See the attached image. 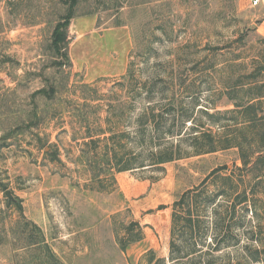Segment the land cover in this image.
<instances>
[{
    "label": "rangeland",
    "instance_id": "1",
    "mask_svg": "<svg viewBox=\"0 0 264 264\" xmlns=\"http://www.w3.org/2000/svg\"><path fill=\"white\" fill-rule=\"evenodd\" d=\"M241 3L0 0V264H147L145 253L138 256L147 247L167 258L170 205L220 165L228 169L207 181L209 189L225 176L254 194L236 231L237 246L212 229L213 243L231 245L215 255L229 264H264V152L249 153L242 166L235 148L197 155L191 146L192 135L218 131L202 107L208 113L235 109L244 95L233 86L252 81L246 76L264 62V40L252 29L258 13ZM121 26L130 39L125 73L90 80L84 62L75 58V43ZM57 28L66 31L58 48ZM263 78L264 72L257 79ZM227 85L234 100L225 95ZM173 94L183 115L175 123L191 114L194 123L205 125L167 136L162 131L176 111L164 112L150 133L152 142L140 146L138 115L146 107L167 108ZM111 131L129 134L123 142L131 166L155 160L154 144L175 159L117 172L102 161ZM34 133L42 136L39 148L30 142ZM91 139L99 142L95 152ZM16 153L24 159L11 162ZM94 162L101 184L92 174ZM37 195L42 212L34 222L29 217ZM132 222L139 223L143 238L122 249L123 227ZM201 246L197 239L205 252Z\"/></svg>",
    "mask_w": 264,
    "mask_h": 264
},
{
    "label": "trees",
    "instance_id": "2",
    "mask_svg": "<svg viewBox=\"0 0 264 264\" xmlns=\"http://www.w3.org/2000/svg\"><path fill=\"white\" fill-rule=\"evenodd\" d=\"M58 28L55 37L58 41L57 48L58 44L64 42L66 38V31L61 32ZM254 71V73H249L246 76L252 78V81L243 83L240 80L233 86V89H240L244 95L235 102V109H233L235 111L226 109L223 112L208 113L207 107H202V112L211 118L213 124L218 125V131L215 134H212L211 131H202L199 134L192 135L191 146H193L195 154L235 148L238 151L242 166H246L249 153L264 152V78L257 79L264 72V62L259 64ZM225 87L227 98L234 100L235 91L232 89V92H230L228 85ZM174 96V94L171 95L167 108L156 111V106L146 107L138 115L135 134L138 137L140 146L152 142L153 138L150 133L159 128V118L163 116L164 112L165 114H171L168 112L176 111L178 108L182 109V105L179 101V103H176ZM234 112L237 117H231ZM180 116L183 115L177 111L174 112L173 121L162 133L164 132L167 136H181V134L186 133L187 129L193 130L205 125L204 123H194L191 114L184 117L182 124L178 125L175 122L177 119L181 120ZM220 116H223L225 121L221 122ZM188 122H190V127L187 126ZM128 136L129 134L124 131H111L102 148L104 155L102 161L110 163L117 172L160 165L175 159V154L172 151L160 149L158 144H154L157 145V150L152 152L151 156H155V160L149 164L141 163L137 166H131L127 164L130 160H128L129 153L126 152V145L123 142V139ZM91 142L90 144H92L95 152L99 142L95 139H91ZM259 158V161H262L264 156ZM98 164L94 162L91 170H93V177H98V182L101 184ZM227 169L226 165H220L212 169L198 185L185 189L172 202L169 218L168 256L167 258L156 257L155 251L150 249L144 254L147 264H229L230 261H224L221 255L215 254L231 245L221 246L219 241L229 237L231 240L234 239L232 246H237L240 243V237L236 231L244 226L243 220L249 203L248 196L254 193L252 190L248 191L241 181L243 186L241 184L235 185L230 177L225 178V176L222 183L213 181V189H209L206 185L207 181L216 175L218 176V173L222 170ZM95 189L104 190L101 186ZM219 198H222V200H219ZM223 209L224 211H222ZM133 227L137 228L136 232H134ZM213 228L218 231V236L222 239L217 240L216 243H213L215 236L212 234L210 236ZM122 231V236L119 238L122 249L143 238V231L138 222L125 225ZM197 239L202 240L201 247L206 249L205 252L202 251V248L197 247Z\"/></svg>",
    "mask_w": 264,
    "mask_h": 264
},
{
    "label": "crops",
    "instance_id": "3",
    "mask_svg": "<svg viewBox=\"0 0 264 264\" xmlns=\"http://www.w3.org/2000/svg\"><path fill=\"white\" fill-rule=\"evenodd\" d=\"M241 8H248L254 6L257 11V17H255V23L252 26L253 33L259 38L264 39V0H261L256 5L249 3L252 0H241ZM128 31L124 26L106 30L102 33L91 32L86 34L81 39H78L75 43L77 52L75 58L79 61L84 62L86 65V75L90 77V80L95 79L99 76L107 75H123L127 68V55L130 48V39ZM113 46H117L116 52L113 51ZM36 132V131H35ZM3 128L0 127V140L2 139ZM57 134V132H56ZM33 139L30 140L32 144H35L37 148L39 145L36 144V139L41 141L40 133L31 134ZM47 139L51 138V134L46 135ZM10 140V139H8ZM49 142H51L49 140ZM8 147H13V142L10 141ZM24 159L19 156L18 153L10 158L11 162H17ZM88 189V188H87ZM34 215L29 217V220L35 219L41 215L42 212V201L40 196H34ZM29 204V201H28ZM29 211V208H28ZM140 241V240H139ZM128 246V245H127ZM152 248L147 247L143 249L138 256H142L148 250Z\"/></svg>",
    "mask_w": 264,
    "mask_h": 264
},
{
    "label": "built area",
    "instance_id": "4",
    "mask_svg": "<svg viewBox=\"0 0 264 264\" xmlns=\"http://www.w3.org/2000/svg\"><path fill=\"white\" fill-rule=\"evenodd\" d=\"M261 0H252V4L256 5L257 3H259Z\"/></svg>",
    "mask_w": 264,
    "mask_h": 264
}]
</instances>
